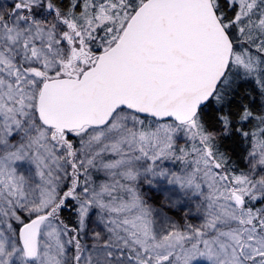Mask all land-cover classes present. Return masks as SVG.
<instances>
[{
    "label": "snow or ice",
    "instance_id": "obj_1",
    "mask_svg": "<svg viewBox=\"0 0 264 264\" xmlns=\"http://www.w3.org/2000/svg\"><path fill=\"white\" fill-rule=\"evenodd\" d=\"M205 262L264 264V0L0 8V264Z\"/></svg>",
    "mask_w": 264,
    "mask_h": 264
},
{
    "label": "trees",
    "instance_id": "obj_2",
    "mask_svg": "<svg viewBox=\"0 0 264 264\" xmlns=\"http://www.w3.org/2000/svg\"><path fill=\"white\" fill-rule=\"evenodd\" d=\"M255 88L254 83L251 82H245L242 84L240 91L241 94H249V101L252 100L253 98H255L256 100V104L254 105V107H258L259 106V96H258V92L253 91V89ZM245 103H248V101H245ZM242 145L241 146H237L233 141L229 140L225 142V148H222V150L227 149L229 155L232 156V159L234 161L238 160V155H233V152H235L236 154H242L241 153V149H242ZM63 218L68 221L71 219H74V217L72 216V213L68 210L65 209L64 212L62 213Z\"/></svg>",
    "mask_w": 264,
    "mask_h": 264
},
{
    "label": "rangeland",
    "instance_id": "obj_3",
    "mask_svg": "<svg viewBox=\"0 0 264 264\" xmlns=\"http://www.w3.org/2000/svg\"><path fill=\"white\" fill-rule=\"evenodd\" d=\"M12 0H0V8H6L11 5ZM165 166L167 167H173V165L170 162H165ZM174 218L178 221L182 220L183 213L180 212L179 209L174 210ZM193 223H195V220H192ZM206 264V262H205Z\"/></svg>",
    "mask_w": 264,
    "mask_h": 264
}]
</instances>
